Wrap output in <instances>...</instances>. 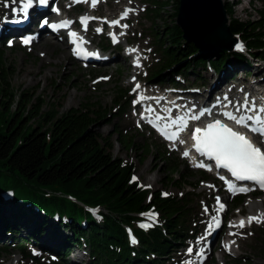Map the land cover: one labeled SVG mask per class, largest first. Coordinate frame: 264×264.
<instances>
[{
    "label": "trees",
    "instance_id": "1",
    "mask_svg": "<svg viewBox=\"0 0 264 264\" xmlns=\"http://www.w3.org/2000/svg\"><path fill=\"white\" fill-rule=\"evenodd\" d=\"M148 2L154 9L148 13L156 19L169 15L176 21L180 0ZM169 7L172 14L166 13ZM225 8L232 35L243 41L251 57L264 60V13L255 21H239L232 19V6L225 3ZM165 32L169 47L162 48L157 40L163 63L148 80L173 83L175 76L206 65L220 73L227 70L230 57L240 65L247 62L243 55L226 51L210 58L201 56L194 45L183 40L176 24ZM12 75L0 50V176L7 178L0 183V233L17 243L15 248L23 259L39 263L28 254L26 244L54 256L53 264H66L65 257L85 246L89 264H159L184 243L193 230L188 197L200 188L199 182H188L193 176L187 167L180 170L164 153L161 156L167 166V182L184 189L180 197H163L138 188L131 181L135 170L114 158L108 138L93 129L105 119V110L99 114L95 105H82L63 114L55 107L42 113L45 102L40 97L35 104L34 95L22 92L17 97L13 93ZM126 95L127 90H115L116 106H122ZM116 142L123 149L138 147L143 156L149 154L148 146H139L133 137L119 131ZM200 173L201 181L206 179ZM5 193L11 194L9 201L2 200ZM242 201V197L235 198L233 206ZM88 207L101 211L93 216ZM150 211L159 214L158 225L147 231L136 228L140 216ZM126 227L133 229L138 248L130 245ZM22 232L25 237L20 236ZM261 237L264 239L263 230ZM5 252L0 248V257Z\"/></svg>",
    "mask_w": 264,
    "mask_h": 264
},
{
    "label": "rangeland",
    "instance_id": "2",
    "mask_svg": "<svg viewBox=\"0 0 264 264\" xmlns=\"http://www.w3.org/2000/svg\"><path fill=\"white\" fill-rule=\"evenodd\" d=\"M100 1L101 4L94 10V14H99L101 19L108 16L112 18L117 17L124 8H133L131 20L122 23L119 31H117L120 41V44L117 46L111 45L106 35L99 36L97 31L89 29L88 35L92 39L94 46L97 45L100 48L104 46L107 48V50H104V54L117 56L107 65L80 69L81 66L72 58L70 51L67 49V43L62 37L52 39L44 36L43 44L47 43L41 48L38 47V43H34L28 48L23 47L17 41L13 43L9 41L5 44L0 43V50L4 53L6 65L11 68V72L13 73L10 78L13 93L17 97L22 92H27L30 96L34 95L33 100L35 104V98L40 97L45 102V105L41 109L42 113L55 107L56 111L63 114L70 109H77L82 105H95L99 114L105 110L107 112L105 119L99 121L93 129L102 137L108 138L109 144L111 143L113 146L111 154L114 158L131 165L135 170L133 177L137 179L133 181L138 187L150 192L159 193L164 197H180L183 195L184 189H180L167 182V166L161 158L162 154L164 153V156L177 163L180 166V170H184L187 167L191 171L190 174L193 177L188 182L193 184L199 182L201 180L200 170L190 168L188 162L183 157V151H174L171 149V146L168 148L151 134L149 130L138 128L139 125L135 121L136 113L134 110L136 96L133 94L134 88L132 86L135 69L131 67L130 61L122 53L125 39H132L134 41L133 44L138 46L144 53L143 68L137 71L140 81L151 90H164L167 92V99L173 98L174 95H186L188 89H190L188 91L202 94L204 90H207V86L213 83L211 81H215L217 78L218 80L223 79L226 73H223L225 72L223 71L216 74L209 67L198 68L186 74L177 83L176 87H170L167 81L148 80L149 76L163 63L161 49L158 47L157 40H161L162 48H168L169 42L165 35V29L169 28V31H171L176 22L172 21L169 15L156 19L154 14H149L148 12L154 9L151 8L148 0ZM58 2L60 3L62 0H58ZM223 3H227L233 7L232 19L239 21H255L260 17V13H264V0H224ZM63 4L66 12L69 14V18H73L77 14H91V11H87L84 7L78 8L79 12L76 10V7L69 8L67 0ZM166 13L172 14V9L169 7ZM123 24H128L127 30H125ZM237 45L234 44L231 50L234 52L240 51L244 54V49L242 51L239 50ZM239 45L241 44L239 43ZM221 48L228 49L229 45L227 43L222 44ZM120 56L121 58H125L126 62ZM213 56L210 55L209 57ZM60 57L63 58L62 61H60ZM245 57L250 61L248 62L250 67L244 65L240 69L237 67L234 70L233 66L236 65L234 58L231 57L227 61V70L232 69L235 71V79L231 83L228 80V87L231 86L235 90H247L251 86V88L256 89L254 81L259 78L257 69L260 66L264 68V60ZM91 71L94 72V77H97L96 80H92ZM118 88L128 90L127 97L125 98L126 102L121 107L116 106L114 100V92ZM201 94L199 95L201 96ZM1 128L2 123H0ZM118 131L122 135L133 137L139 146H148L149 154L143 156L137 149L138 147L132 150L120 147L116 142ZM205 176L206 181L202 183L200 189L194 192L193 196L190 195L188 197V200L191 202L189 223L192 224L191 228H194L188 235L201 232L202 237L205 236V232H207L210 223L213 221L212 217L217 215L214 205L216 197L220 195L222 198H227L225 201L227 211L222 213V215H218V218L219 216L225 217L223 226L216 232L213 242H206L203 247L208 250L213 248L215 251L211 252L209 256L205 255L202 262H198L197 260H202L197 256L198 251L203 252L202 247L197 246L199 239H190L183 244L186 249L182 250L181 247L177 252L167 256L162 264H185L186 261L189 264H224L219 260L221 253L216 250L220 247L223 240L220 237L228 230L230 224L233 223L232 219L239 212L247 213V204L249 202L264 200V195L260 197H256L255 194L247 195L243 199V206L233 211L231 209L232 200L224 191L221 182L214 180L208 174H205ZM6 181L7 178L1 175L0 183L3 184ZM165 193L167 195H164ZM206 206L209 209L207 213L204 211ZM96 211L100 210L96 209ZM136 226L138 227L139 224L137 223ZM262 228L264 229L263 223L254 224L251 230L246 229L243 234H238L237 238L241 241L242 248L236 249V251L234 249L235 255L228 257L230 264H264V241L259 237V230ZM22 234L24 235V233ZM22 234L20 236H23ZM0 236V248H7L6 252L0 257V263L10 264L15 261L16 264H52L45 255L40 254L30 245H27V250L32 256L37 257L39 263L37 261L31 263L28 260H22L19 256V250L13 248V245L8 243L3 234L1 235L0 233ZM239 244L240 242H237V245ZM191 246H193V252L190 257L188 256L187 249ZM71 255V257H68L69 264H85L89 259L88 255L83 252L72 253Z\"/></svg>",
    "mask_w": 264,
    "mask_h": 264
},
{
    "label": "snow or ice",
    "instance_id": "3",
    "mask_svg": "<svg viewBox=\"0 0 264 264\" xmlns=\"http://www.w3.org/2000/svg\"><path fill=\"white\" fill-rule=\"evenodd\" d=\"M15 2V0H13ZM77 3L87 2V0H76ZM98 0H92V6L95 7V4ZM41 5H46L48 0H39ZM33 0H25L22 9L25 14L30 7H32ZM7 6V5H6ZM16 9H13V12H16ZM130 9H126L120 19H123L128 16ZM97 19L95 17L84 16L81 17V24L84 27V30H87V25L89 20ZM109 23L110 26H119L120 20H112L111 22L105 21ZM44 23H47L45 21ZM72 22L65 20L61 22L59 27H68ZM53 27H57V25H53ZM123 27H127V25H123ZM100 31V29H97ZM70 37H72L71 42L76 45L73 49L74 55L76 56H88L91 53H88L84 48L83 44L85 43L83 37H79V42L77 40V33L71 32L69 33ZM123 35V33H121ZM113 40L116 42L115 34H113ZM25 44H28L30 41L25 39L23 41ZM239 50H243L242 45H237ZM131 51H136L132 49ZM136 65L139 66V58H137ZM135 80V77H133ZM140 87L139 84L136 85V88L133 91H136ZM143 99V97H141ZM227 99V98H225ZM139 101H134V103H138ZM231 103V102H230ZM235 111L237 113H247L254 112L255 115H247L241 114L236 115L233 112H224L223 116H225L228 120L235 122V124L240 125L249 129L253 133H258L261 138H264V106L257 108L254 102L250 103L248 97H245L242 104L237 103L235 106ZM148 111H152V109H148ZM171 110H169L170 112ZM204 115V112L201 111L200 115H193L190 117L192 120H199L201 116ZM157 120L169 119L168 117L157 116ZM251 122V124L249 123ZM149 123H152L149 120ZM177 126L178 131L176 132H168V128L172 126ZM154 127H158L157 125H153ZM188 126V119L184 116L176 117L175 119H171L170 123L164 125L163 128L158 127V131L161 132L162 135L165 136L166 139L169 140H177L179 138V133L184 131ZM191 138L194 141L193 147L197 153L202 156H206L215 161V166L217 168L226 169L232 177H234L238 181H253L260 185V187L264 188V148L262 146H258L257 143L253 142V140L249 139L245 134L234 130L232 127L228 126L226 123L222 122L221 119H215L213 122L208 123L205 127H196L192 130ZM180 143H184L183 140ZM183 155L185 157L189 156L188 151H184ZM196 167H205L204 163H197ZM136 177H133V180H136ZM220 179H225L224 176H221ZM228 188L230 191L236 192H244L247 191L245 188L237 189L236 186L232 183H228ZM164 195H167L165 193ZM217 208L215 209L217 215L212 217L214 221V227H220V220L218 218V214L224 210L225 205L221 202L219 196L216 197ZM205 213L209 211L206 206L204 209ZM142 215L148 216L149 219L155 220V213L149 212L144 213ZM264 219V216H250L248 217V222L251 223L253 221L261 222ZM230 226H235L231 225ZM140 227L148 228L151 227L150 224H141ZM239 227H244V220L241 219L239 222ZM209 228H213V224L210 223ZM130 231V230H129ZM210 234V232H209ZM234 235V233H231ZM131 235V232H130ZM132 243H136L135 238H132ZM199 243V241H197ZM232 243H235L233 241ZM227 248L228 245H225ZM187 252L191 254L193 252V248L189 247ZM197 255H202V253H197ZM185 264H189V262H185Z\"/></svg>",
    "mask_w": 264,
    "mask_h": 264
},
{
    "label": "water",
    "instance_id": "4",
    "mask_svg": "<svg viewBox=\"0 0 264 264\" xmlns=\"http://www.w3.org/2000/svg\"><path fill=\"white\" fill-rule=\"evenodd\" d=\"M211 22L212 26H209ZM228 23L223 0H180L176 25L182 32L183 40L194 45L201 56L209 57L231 50L236 40ZM213 41H220V47H208ZM226 43L229 48H221Z\"/></svg>",
    "mask_w": 264,
    "mask_h": 264
},
{
    "label": "bare ground",
    "instance_id": "5",
    "mask_svg": "<svg viewBox=\"0 0 264 264\" xmlns=\"http://www.w3.org/2000/svg\"><path fill=\"white\" fill-rule=\"evenodd\" d=\"M10 1H12V2H10ZM224 1V0H223ZM23 0H15V2H13V0H2L0 3H1V8H0V22H1V20L2 19H7V20H10V17H9V14H7V10L5 9L7 6H11V5H13V6H15L16 8H18L19 6H21L22 4H23ZM7 5V6H6ZM46 15V14H45ZM213 22V21H212ZM212 22L209 24V26H212ZM214 23V22H213ZM1 28V27H0ZM16 31H18V30H16ZM38 35H37V38H36V42L38 43V47H44L43 45H45L47 42H45L44 44H43V39H44V31L43 32H36ZM125 43H134V41L132 40V39H125ZM220 44H221V42L220 41H213L212 43H210L209 45H208V47H210L211 49H215V48H219L220 47ZM64 56H66V54H64ZM115 56H117V55H112V54H108L107 55V59L109 60V61H112L114 58H115ZM120 58H121V56H120ZM60 59V61H62V59L63 58H59ZM124 62H126V60H125V58H121ZM58 64H60V62H58ZM135 70H134V73H133V76H135V77H137L138 76V68L137 67H135L134 68ZM257 72H258V76H259V78H258V80H256L257 81V83H264V76H263V72H264V68L262 67V66H260V67H258V69H257ZM218 81L219 80H217V82L215 83V81L213 80V81H211V83L212 84H210V85H213V87H214V89L216 90V92L218 91V86H217V83H218ZM210 85H208V86H210ZM188 90H190V89H188ZM187 90V96L188 97H190L189 99L190 100H194V101H196L197 100V96L199 95V94H201V93H199V92H195V91H188ZM254 91H256V90H254L253 88H249V91L247 90V93H252L253 94V92ZM205 93H208V91H205ZM245 93H246V90H244V89H242V90H240L239 92H238V94H241V96L243 97L244 95H245ZM166 95H167V93H165L163 96H161V98H162V100L161 101H163L162 103H164L165 104V102H164V100L166 99L165 97H166ZM253 96V95H252ZM175 97H177V96H175ZM178 101V100H177ZM176 101V102H177ZM189 105H194L193 103H189ZM188 109H189V107H187L186 105H182V107H181V112H187L188 111ZM224 202L227 200L226 198H223L222 199ZM263 204H264V200H262V201H258V202H249L248 203V217H250V216H264V208H263ZM261 223H264V219H262L261 220ZM211 224H213V228L212 229H210L209 228V230H208V232H207V234H208V238H209V240H211V242H213V240H214V238H215V236H216V232L218 231V228H215L214 227V221H212L211 222ZM231 225H234V224H231ZM233 227H235V226H229L228 227V230L225 232V233H223V235H222V237H231V232H232V228ZM209 232H210V234H209ZM1 237V236H0ZM204 241L205 240H200L199 241V243H197V246H201V245H204L205 243H204ZM238 242H240V244H239V248H242V246H241V241L238 239ZM220 249H221V251H222V253L224 254L223 256H222V261L223 262H225L226 264H230L229 263V260H228V256L229 255H232V254H230V253H226L224 250V248H223V246H221L220 247ZM233 249V248H232ZM203 254H208L209 253V251L207 250V249H203ZM233 251L234 250H231V253H233ZM228 255V256H227ZM10 264H16V262L14 261V262H12V263H10Z\"/></svg>",
    "mask_w": 264,
    "mask_h": 264
}]
</instances>
